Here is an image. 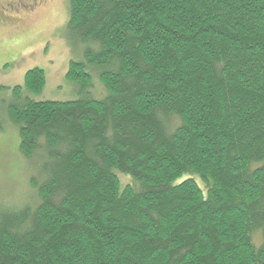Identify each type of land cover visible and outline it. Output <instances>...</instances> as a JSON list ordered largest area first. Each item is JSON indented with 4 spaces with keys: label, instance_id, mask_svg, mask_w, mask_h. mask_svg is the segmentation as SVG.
Masks as SVG:
<instances>
[{
    "label": "trees",
    "instance_id": "obj_1",
    "mask_svg": "<svg viewBox=\"0 0 264 264\" xmlns=\"http://www.w3.org/2000/svg\"><path fill=\"white\" fill-rule=\"evenodd\" d=\"M68 10L80 97L35 100L38 67L11 90L32 175L0 264H264V0Z\"/></svg>",
    "mask_w": 264,
    "mask_h": 264
},
{
    "label": "rangeland",
    "instance_id": "obj_2",
    "mask_svg": "<svg viewBox=\"0 0 264 264\" xmlns=\"http://www.w3.org/2000/svg\"><path fill=\"white\" fill-rule=\"evenodd\" d=\"M68 0H0V202L16 204L29 196L32 175L18 152L17 127L7 109L12 88L22 85L27 70L45 75L35 100L79 98L76 85L65 79L71 61L82 60V46L67 32ZM95 96L100 85L92 75ZM93 97V93H91ZM129 178V177H128ZM122 178L123 182L129 181ZM197 181H199L197 179ZM25 194V195H24ZM24 195V197H22Z\"/></svg>",
    "mask_w": 264,
    "mask_h": 264
}]
</instances>
